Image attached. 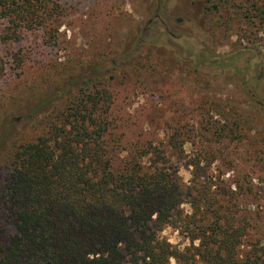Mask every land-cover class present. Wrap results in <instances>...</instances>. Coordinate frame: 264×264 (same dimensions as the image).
<instances>
[{
	"label": "rangeland",
	"instance_id": "1",
	"mask_svg": "<svg viewBox=\"0 0 264 264\" xmlns=\"http://www.w3.org/2000/svg\"><path fill=\"white\" fill-rule=\"evenodd\" d=\"M57 1L63 15L50 38L34 29L0 42V176L11 147L39 132V118L101 72L125 139L175 142L172 153L197 160L212 187L236 192L230 204L260 205L264 216V36L236 18L243 0ZM235 122L240 133L225 135ZM191 168L178 167L184 182ZM159 234L189 245L175 225Z\"/></svg>",
	"mask_w": 264,
	"mask_h": 264
},
{
	"label": "trees",
	"instance_id": "2",
	"mask_svg": "<svg viewBox=\"0 0 264 264\" xmlns=\"http://www.w3.org/2000/svg\"><path fill=\"white\" fill-rule=\"evenodd\" d=\"M237 9L236 18L255 21L264 36V0ZM62 15L57 0H0V42L34 29L50 38ZM105 79L101 72L82 79L39 118L34 137L9 150L0 176V264H264L263 207L230 204L236 192L212 187L197 160L172 153L180 150L175 142L165 149L125 139ZM239 129L235 122L222 132ZM201 161L210 163L206 154ZM180 165L192 167L190 181L177 174ZM166 225L180 228L189 245L164 239Z\"/></svg>",
	"mask_w": 264,
	"mask_h": 264
}]
</instances>
